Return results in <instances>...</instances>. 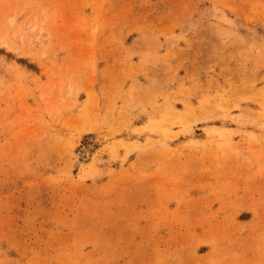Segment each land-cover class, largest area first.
I'll use <instances>...</instances> for the list:
<instances>
[{
  "label": "rangeland",
  "instance_id": "374dc122",
  "mask_svg": "<svg viewBox=\"0 0 264 264\" xmlns=\"http://www.w3.org/2000/svg\"><path fill=\"white\" fill-rule=\"evenodd\" d=\"M0 264H264V0H0Z\"/></svg>",
  "mask_w": 264,
  "mask_h": 264
}]
</instances>
